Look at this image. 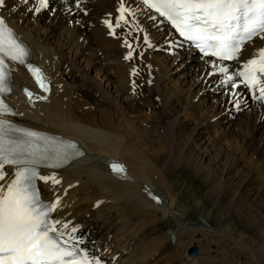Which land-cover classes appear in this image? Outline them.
I'll return each instance as SVG.
<instances>
[{
	"label": "bare ground",
	"instance_id": "6f19581e",
	"mask_svg": "<svg viewBox=\"0 0 264 264\" xmlns=\"http://www.w3.org/2000/svg\"><path fill=\"white\" fill-rule=\"evenodd\" d=\"M47 3L39 12L40 0H4L0 6V17L28 50L29 65L40 69L51 83L49 94H44L26 67L7 61L10 82L3 102L8 111L0 114V121L78 143L81 158L57 171H40L42 176L54 175L60 183L37 179L44 203L60 200L52 212V223L64 233L59 237L100 264H264V195L248 208L247 200L238 199L256 197L252 185L262 182L264 186V175L251 173L247 148L233 147L230 140V128L231 132L234 126L251 129L248 133L257 136L258 146L264 147V103L258 91L254 93L240 83L239 76L234 80L238 87L225 83L227 75L241 71L257 50L264 49V38L258 36L244 45L237 60L227 63L199 56L163 19L144 8L143 0ZM121 3L128 11L124 15L127 23L131 21L139 31L138 39L143 40V56L149 58L151 72L148 86L161 94V106L168 103L172 113L175 106L182 110L179 103L183 100L195 103L191 109L188 103L174 117L172 113L164 132L163 127L131 118L127 109L130 102L117 97L119 91L126 90L125 77L130 79L133 72L131 66L128 69L132 59L121 60L126 49L119 43L130 39L127 31L117 32L123 23L128 26L118 19ZM105 21L113 25L115 34ZM118 21L120 26L116 27ZM102 51L106 56H98ZM220 67L228 72L220 73ZM71 71L83 79L78 92L87 98L86 107L74 101L73 86L69 88L61 77ZM28 93H32L31 99ZM205 94L222 95L213 99L209 111L202 109L206 100L200 97ZM213 107L218 111L212 112ZM227 121L229 124L223 126ZM248 123H252L250 129ZM168 130L171 142L166 147L162 138ZM148 134L154 138L148 139ZM113 164L124 171L115 172ZM181 168H188L205 185V200L193 205L195 210L199 206L204 209L205 203L218 208L212 221L192 214L193 209L174 193V176ZM16 170L5 167L0 185L10 182ZM241 185L242 189L226 201L222 198L223 193L233 194ZM234 201L238 203L234 214L244 220L258 242L215 227L216 222L226 219L224 208L233 211ZM72 227L77 231L72 232Z\"/></svg>",
	"mask_w": 264,
	"mask_h": 264
},
{
	"label": "snow or ice",
	"instance_id": "6c2138e0",
	"mask_svg": "<svg viewBox=\"0 0 264 264\" xmlns=\"http://www.w3.org/2000/svg\"><path fill=\"white\" fill-rule=\"evenodd\" d=\"M3 3L4 0H0V6ZM143 3L168 20L180 36L194 43L204 56L234 60L246 42L257 36L264 38V0H143ZM47 6V0H40L36 11ZM125 11L121 3L120 20L127 23ZM105 24L113 29L109 21ZM119 26L118 21L116 27ZM112 34H115L114 29ZM26 56V49L0 17V92L9 90L5 59L24 64ZM131 57L130 51L126 59ZM218 70L220 73L228 72L226 67ZM30 71L44 89L40 70L30 67ZM235 76L241 77V82L254 93L258 91L259 99H264V49L257 50L242 65L241 71L227 75L225 83L233 82L232 86L238 87L234 83ZM28 96L31 99L32 93ZM0 110L8 111L3 101H0ZM9 130L21 132L28 139L18 142L8 136ZM42 139L46 138L33 131L13 129L7 121H0V181L5 178L6 165L17 167L10 182L0 185V264H100L98 260H90L86 254H80L74 245L69 247L68 241L61 243L56 238L64 233L49 221V215L59 206L60 200L57 198L55 202L45 204L40 199L35 181H51L54 185L60 181L54 175H40L36 165L49 160L66 161L69 158L67 149H74L75 145L69 143L65 149L47 144L42 147L36 143ZM112 168L118 173L124 171L118 164H113ZM68 227V224L63 225L64 229ZM71 231L77 229L72 227Z\"/></svg>",
	"mask_w": 264,
	"mask_h": 264
},
{
	"label": "rangeland",
	"instance_id": "374dc122",
	"mask_svg": "<svg viewBox=\"0 0 264 264\" xmlns=\"http://www.w3.org/2000/svg\"><path fill=\"white\" fill-rule=\"evenodd\" d=\"M28 14L30 15V13H28ZM32 14L33 13H31V15ZM49 16H50V18H52L51 17L52 14L49 15ZM127 25L128 26H124V23H123L120 26V28L117 29V32L118 33H122L123 31H127L128 37H130V39H128L129 42L127 41V43H126V41H121L119 44H121V46L123 47L122 49H124V50L126 49L125 50L126 51V55L124 57H122L121 60L122 59L129 60V59H126V57L128 56L130 51L132 52V57H131L132 61L131 62L129 61L130 64L128 65V69H130V66H131L130 70H132L133 72L132 73L130 72V76H129L130 79H126V77H125V81L123 83L126 84L125 85L126 86V90L119 91L117 97L126 98V100L130 102L129 105L127 106V109H128V112H129L131 118L139 120L141 122L142 121H148V122H145L146 125H148V126H154L155 127L157 125V128H160V129H162V127H163V131L161 130V132H164V129L167 128L168 125L170 124L169 122H171V118H172L171 114L173 113L172 114L173 117L178 115L184 109V107H186V105H188L189 102L185 104V101L183 100V102L179 103L180 105L182 104L181 106H183V107H181L182 110L179 111L178 109H180V108L175 106L173 108H175L176 111L174 110V112L172 111V113L168 111V109L171 108V107L168 106V103L165 105L166 106L165 108L162 107V106H164V105H162V103L164 102V99L161 98V94H157L155 89H153L151 86H148L149 85V80H150L149 78L151 77L150 76L151 72H150L149 67L147 66L149 64V58H147L145 56L147 58L146 59L148 61L147 62V61H145V59H144L145 57L143 56V46H144L143 40H139L140 39L139 31L137 29H134L133 24H131V21H128ZM124 28H126V30ZM130 34H131V36H130ZM72 35H74V34H72ZM138 42H139L140 45L138 44ZM128 45H130V47ZM138 47L140 48V50H139ZM137 51H139V52H137ZM98 56H106V55H105V52L102 51L101 53L98 52ZM142 57H143V59H142ZM137 59L139 61H137ZM140 60H143V61H140ZM137 62H138V64H137ZM143 62H145L146 66L144 65ZM145 68H146V70H145ZM135 71L138 72V73H136ZM71 72L70 73L67 72L66 74H62V75L60 74V75H61L62 79L67 83L69 88L71 87V89H72V86H73L72 98L74 99V101H76L77 103L81 104L82 106L84 105V107H86L87 103H88L87 98L84 95L82 97V93L78 92V91H80V90H78V88L81 87L80 85H81V81H83V79L79 78L80 75L77 72L76 73L73 72V71H71ZM136 74H137V76H136ZM74 75H76L77 77L74 76ZM146 78L148 79V81L146 80ZM143 79L145 80V82H144ZM78 80H80V81H78ZM124 84L121 83V86H124ZM127 87H128V90H127ZM74 88L75 89L77 88L76 89L77 91ZM120 92H122V93H120ZM218 97H222V95H219V96L215 95L214 97L213 96L210 97L209 95L205 94L202 97H200V98H204L206 100L205 105H202V109L206 108V111L207 110L209 111L210 108H211V105L213 106V104H212V101H214L213 99L214 98L216 99ZM194 105H195V103L193 101L190 102L189 105H188L189 109L194 107ZM165 109H166V112H165ZM214 110L218 111L217 109H215L213 107L212 112ZM166 117L168 118L169 121L166 119ZM233 120L234 119H230L228 121L230 122V121H233ZM228 121H227V123L222 124V125L224 126V125L229 124ZM162 122H163V124H162ZM150 123H151V125H150ZM251 125H252V123H250V124L248 123L247 124L249 129L251 128ZM164 126H165V128H164ZM232 128H230V140L234 142L233 143V147H235V144H237L239 147L247 148V151L245 152V156L246 157L248 156L247 158H251L250 159V161L252 162L251 173L253 175H259V174H263L264 175V150H263L264 147H262L261 145H260V147L258 146L257 140H256L257 136H254V134L250 135L249 134L250 132L248 133V131H251V129L250 130H246V129L243 128V130H242V129H239L238 127L234 126L235 130H234V132H231ZM236 128H237L238 131H236ZM153 129H155V128H153ZM148 130L150 132L151 129L149 128ZM244 130H245V132L247 131V133H248L247 135L244 134L245 133ZM167 132L169 133V134L167 133L168 138L166 137L167 136L166 134H164V136L165 135L166 136L164 138H162V139H165L164 141L162 140V142L164 143L162 145H166V147H168L170 145L169 142H171L170 141L171 140V134H170L171 130H168ZM235 132L238 133L239 135H237ZM148 135H149L148 139L152 140V138H154L153 136H150V134H148ZM247 136H249V137H247ZM250 138H252V139H250ZM248 140H249V142H248ZM255 140H256V142H254ZM249 143L252 144V146ZM181 147H183V146H181ZM176 149L179 150V148L177 146H176ZM223 175H224L223 173H220L219 178L221 177V179H223L224 182H225V177ZM197 177L195 175H193V173L190 170H188V168H181L179 171H177V174L174 176V179H175V181H174V187H175L174 188V193L179 195V198H181L180 199L181 202H183L186 205L190 206V209L191 208L193 209L192 214H195V215L199 216L200 218L202 217L203 219L207 220V222L208 221L210 222V221H212L214 219V217L217 214V212L219 211V209L216 208L215 206H213V204L205 203L204 209L199 206L198 210H195V207H194L195 202H198V201L203 202L205 200V196H206L205 192H204V190H205L204 186L205 185H203L201 179L199 177L198 178ZM239 187H240V189H239ZM239 187L237 186L236 187L237 189L234 188V190H233L234 193L233 194L232 193H226V195H225V193H223L222 194V198L225 199V201H226L231 195L236 194L238 192V190L240 191L242 189L243 185H241ZM252 191L257 193L256 197H254L255 195H249V196H247V198L246 197H240V196H239V198L237 197L238 199L244 198L245 202L247 200V202L245 204L247 208L250 207L252 204H253L252 206H254L255 203H259V198H261V200L263 199L262 195H264V186L262 185V182H259L258 184H253L252 185ZM228 194H229V196H228ZM248 197H249V199H248ZM233 203H235V204H233ZM233 203H232V206L234 205L233 211L229 212V210H225L227 208H224V210H223V217H225L227 220L225 219L223 222L222 221L216 222L215 223V227L217 229H221V230H224V231L226 230V231L229 232V234L231 233V234H238L240 236H243V238L246 239V240L258 242L259 239L257 237H255L253 235L252 231H250V229L245 225L244 220L243 219H239L234 214L235 211H236V208L238 206V203L236 201H234ZM234 208H235V210H234ZM256 209L257 208L255 207L254 211ZM228 212L232 213V214H230V216H228V214H229ZM224 214H225V216H224ZM256 239H258V240H256Z\"/></svg>",
	"mask_w": 264,
	"mask_h": 264
},
{
	"label": "water",
	"instance_id": "95a60500",
	"mask_svg": "<svg viewBox=\"0 0 264 264\" xmlns=\"http://www.w3.org/2000/svg\"><path fill=\"white\" fill-rule=\"evenodd\" d=\"M195 251L193 250V251H191V253H194Z\"/></svg>",
	"mask_w": 264,
	"mask_h": 264
}]
</instances>
